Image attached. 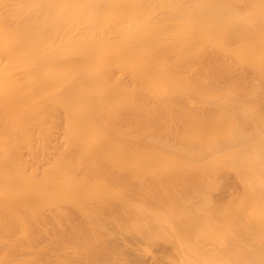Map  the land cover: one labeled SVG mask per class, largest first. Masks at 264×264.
<instances>
[{
    "label": "rangeland",
    "instance_id": "1",
    "mask_svg": "<svg viewBox=\"0 0 264 264\" xmlns=\"http://www.w3.org/2000/svg\"><path fill=\"white\" fill-rule=\"evenodd\" d=\"M53 2L54 0L50 2V6L48 3L47 7L52 8L56 0ZM97 4V39L102 44L99 52L107 54L109 59L103 63L94 62L90 66L91 70H94L92 66L96 68L92 77H96L98 81L91 82L88 88L84 83L88 76L75 72L76 81L70 75L74 78L73 81L78 82L77 85L80 82L81 86L85 84L83 89L87 88L89 100L85 96L84 102H77L53 90L48 92V86L43 90L42 85H46L41 82V88L35 96V103L40 98L41 105L35 104L37 107L33 110L30 108L33 100L26 99L30 110V115H27L30 117L21 114L24 118L20 113L17 114L16 107L19 104L16 101L20 97L16 96L18 91L15 93L17 88L14 82L17 79V65L25 66L22 63L26 62L20 63V60L12 58L13 54L21 50V46L17 47L15 42L17 28L11 23L9 16L5 20L2 18L4 8H0V181L10 175V180L6 179L13 190L18 189L25 181L19 176L25 178L31 171L27 169L29 157L25 155V148L33 146L28 127L35 126V175H32L33 172L31 175L35 176L36 197L35 203L22 208L35 212L33 233L36 235H31L32 238L35 237V244L29 243L30 247L33 244L31 249L26 246L29 239H32L24 231L30 220L27 222L29 224L25 223L27 212L23 219L24 214H20L23 211H20L22 219L18 218L19 222H16L20 224L24 221L26 225L25 227L22 223V242L19 239L22 227L19 229L14 225H0V247L5 244L10 247L14 243L18 244L17 241L21 242L19 247L14 245L18 248L17 252H12L15 247H10L12 251L8 247L9 250L0 249V264H245L249 261L251 263V260L255 262L253 264H257L262 255L258 257L257 254L255 258L258 259L253 256L250 258L249 255L256 254V249L253 250L255 247H258L257 253L264 250V246L261 247L264 243V223L261 222V213L258 214L264 206V0H100L99 6ZM180 25L187 31L192 26L195 27L194 31L200 29L193 33L188 31L191 37L186 35L188 32ZM176 26L180 28L179 32L181 28L183 32H176ZM142 29L150 32L159 30L163 35L161 38H166L167 42L160 38L146 39L147 31L144 30V35ZM121 32H133L134 36L137 33L135 37L140 36L138 40H141L142 46L144 42L149 44L142 47L139 45L140 41L133 43L139 53L137 50L132 53L135 51L139 55L142 52V55L138 57L136 54L137 57L134 58L127 50L124 51V48L131 46L129 42L116 38L115 34ZM72 33L79 39H89L82 26ZM183 33L189 38H185ZM167 34L170 36H166ZM192 40H197V43ZM187 41L192 42V45L188 46L190 44ZM194 43L197 44L195 46L198 51L195 50L196 47L193 48ZM159 44L168 45L164 54H161L164 47L161 46L160 49ZM52 45L57 47L60 43L53 40ZM169 46L172 48H167ZM175 46H180L179 49L182 47L181 51L173 49ZM155 47H159L157 51ZM119 49L123 51L122 57H117L114 53ZM178 50L181 54L177 53ZM153 51L164 58H158ZM147 52L155 55L153 63L156 65L153 66L159 67L162 64L164 70L159 68V72H153L152 76L150 69H155L151 54V58L147 54L151 59L149 62L145 60L148 63H141L146 68H139L138 60L147 59ZM183 53L190 57L182 55ZM180 55L187 57L186 59L189 57L195 64L189 60L186 62L182 56L177 59ZM202 55L204 57L201 61L209 55L207 62L211 66H205L206 70L200 69L198 76L201 80L206 77L205 81H209V75L203 77L202 74L210 73L212 66V69H216L215 64L220 66L216 72L213 70L214 75L219 71L221 74L213 75L212 82L218 78L216 82L219 83L221 75H225H222L221 78H225L220 80L218 86H211L213 89L201 87L200 90L201 84L197 83L200 79L190 81L194 76L190 75V69L208 65H201L202 62L197 61ZM132 64H135L134 67L138 65V69L132 70ZM166 70V76L170 75L171 80L168 84L166 81L169 77L162 80L161 76ZM178 74L182 76L181 79ZM10 75L12 80L9 79ZM54 75L52 73L47 78L54 79ZM64 75L68 76L67 73L61 76ZM151 76L155 82H162L159 83L162 89L158 83L151 84ZM36 79L41 80L39 74H36L35 85ZM174 81L180 84L179 89H175L178 86ZM24 88L19 92L25 94ZM5 92L10 94H7L8 99ZM13 96L16 98H11ZM9 99L11 100L8 102ZM91 102L96 107L91 106L94 105ZM83 103L87 105L84 106ZM85 107L88 112L93 109L97 115H93L92 111L91 115L89 113V116L85 114L81 117ZM80 117L89 121L90 118L87 117L94 120L96 117L92 122L94 131L87 134L84 126L88 121L83 124L85 120ZM30 118L35 120V124ZM26 119H30L33 126ZM22 126L27 128L26 133ZM74 133L84 134L86 139L95 136L96 141L101 142L107 138L110 143L106 144L110 146L104 147L105 143H100V149L84 152V148L79 147L78 151ZM53 142L55 143L52 144ZM69 146H75L74 153ZM20 156L23 158H19ZM18 158L23 163H17ZM18 164H23V167H18ZM40 164L43 166L38 167ZM259 167L263 171H257ZM23 169L25 170L22 171ZM13 172L16 177L12 175ZM23 184L27 186V183ZM260 196L262 199L258 202ZM255 197H259V207L254 204L256 200L246 204V201ZM4 201L1 200L0 212L2 206L8 210H3L0 218L6 219L8 215L16 217V208L21 201ZM8 201L10 206L6 205ZM255 206L259 210H255ZM19 214L17 217H20ZM257 221L262 223L261 226ZM254 222L255 225L259 224L258 228L261 230L255 228ZM251 225L254 228H250ZM244 226H249L251 231ZM30 228L32 227L29 226L28 229ZM257 232L256 238L253 234ZM247 233H252L254 241L256 238L261 242L254 243L251 238L249 240L250 234L247 237ZM22 252L29 253L25 263L21 261ZM33 252L35 255L30 254ZM8 253L11 255H8L9 260ZM263 258L264 254L259 264H264Z\"/></svg>",
    "mask_w": 264,
    "mask_h": 264
},
{
    "label": "bare ground",
    "instance_id": "2",
    "mask_svg": "<svg viewBox=\"0 0 264 264\" xmlns=\"http://www.w3.org/2000/svg\"><path fill=\"white\" fill-rule=\"evenodd\" d=\"M52 0H0V8H4L3 10H4V12H3V19L5 20L6 18H7V16H9V19H11L12 20V22L11 23H13L14 24V26H15V28H17L16 30H17V38L15 39V42H16V44L18 45H16L17 47H19V46H21V50L19 51L18 50V52L17 53H15V54H13V57L12 58H14L15 60H20L21 62L20 63H22V61H24V62H26V64H24V63H22L23 65H25V66H19V64H18V62L16 61V63L18 64L17 65V68L18 69H16L15 70V74H16V76H17V79H15V82H14V80H13V82H14V84H15V86H16V88H17V90H15L16 88H14V90H15V93H16V91H18V94H16V96L18 95L19 97H20V99H17L18 101H16V103H18L19 104V107H16V108H18V112H17V114H19L20 116H21V114H23V115H27L28 113H29V106H28V104H29V102L27 103V101H26V99L27 100H33L32 101V103L30 104L32 107H30V108H33V110H35V104H37V106L38 105H41V99L39 98V101H37L36 103H35V96H36V94L38 95V93H37V91H39L40 89L39 88H41V82H44L45 83V85L46 86H44V85H42V89L44 90V88H47V86H48V89H46L48 92L50 91V92H52V90L54 91V92H56V93H61L63 96L65 95V97H69V98H71V99H75V101H77L78 102V100L79 101H81V100H83V102L85 101L84 99L85 98H87V88H88V86L90 85V83L91 82H93L94 80H96V81H98V79L96 78V77H92L93 75H95L94 73H92V72H94V70H96V68L94 67V66H92L93 68H94V70H91L92 68L90 67L94 62H96V64L97 63H103V62H105V60L107 61L109 58H107V54H105V53H101V52H99L100 51V49H101V46H102V44L98 41V39H97V36L99 35V31H97L98 29H97V26H96V24H98L97 23V13L98 12H96L97 11V6H96V4L98 3L99 4V2H100V0H56V2H55V0H54V7L52 6V8H50V7H47L48 5V3H49V6H50V2H51ZM97 4V5H98ZM52 5V4H51ZM99 6V5H98ZM98 10H100L99 8H98ZM2 16V15H1ZM127 23H129V21L127 22ZM133 22H131V24H132ZM199 23V22H198ZM115 24H116V22H115ZM130 24V23H129ZM134 24V23H133ZM132 24V25H133ZM182 24V23H181ZM185 25H188V24H185ZM198 25H200L201 26V24H198ZM83 27V29H84V34L86 35V38L87 37H89V39H84V40H82V39H79V38H77V37H75V35L72 33V32H77L79 29H80V27ZM153 26H155V25H153ZM158 26V25H157ZM162 26H164V25H162ZM183 29H184V26L183 25H180ZM192 26V25H191ZM193 26H194V24H193ZM193 26H192V28L190 29V30H192V31H190L189 30V28H188V31L189 32H195V31H199V29L198 30H195L194 31V28H193ZM200 26H198V27H200ZM146 27V26H145ZM175 27V26H174ZM177 27V26H176ZM198 27H196V28H198ZM202 27H203V25H202ZM138 28V27H137ZM140 28H141V26H140ZM142 28H143V26H142ZM172 28V27H171ZM182 28H181V32H183V30H182ZM133 29V28H132ZM148 29V28H147ZM147 29H144V30H146L147 31ZM165 29V28H164ZM177 30H176V32L178 31V29H180L179 27H177L176 28ZM187 29V28H186ZM202 29V28H201ZM143 30V29H142ZM144 30L143 31H141V32H143L144 33ZM149 30H150V28H149ZM161 30H162V28H161ZM173 30V29H172ZM175 30V29H174ZM140 31V30H139ZM162 31H164V30H162ZM162 31H160V32H162ZM184 31L185 32H188L187 30H185L184 29ZM134 32V31H133ZM133 32H121L120 34H118V33H116L115 34V36H116V38L118 39V40H124V42L125 41H127V43L129 42L130 43V46H131V48L129 47H127V48H124V51H128V53H130V54H132V56H134V58H136L137 56H135L136 54L138 55V48L137 49H135L134 48V46H136V44L134 45L133 43L135 42V43H139V41H140V43H139V45L141 44V40H138V38L140 37V36H138V38L137 37H135L136 35H137V33L135 34V36H134V34H133ZM148 32H149V34H148ZM179 32V31H178ZM181 32H179V33H181ZM183 33L182 35H184L185 36V34L186 35H190L191 37H192V35H191V33ZM142 33V34H143ZM172 33H174V32H172ZM139 35H140V33H138ZM165 34V33H164ZM169 34V33H168ZM166 35V36H170V35ZM144 35H145V33H144ZM147 36V38L146 39H148V38H157L158 40H159V38L160 39H162L163 41H165L166 40V38L165 39H163V38H161V36H163L161 33H159V30H158V32H157V30H155V31H152V32H150V31H147V34H146ZM180 35V36H179ZM179 35H177V36H179V37H181L182 38V36H181V34H179ZM142 36V35H141ZM165 36V35H164ZM196 36V35H195ZM194 36V37H195ZM142 37H144V36H142ZM174 37H175V35H174ZM174 37L173 38H171L172 40L174 39ZM189 38V36H185V38ZM190 37V38H191ZM197 37V36H196ZM176 38V37H175ZM143 40H144V38H142ZM169 39V38H168ZM193 39V38H192ZM194 39H196V38H194ZM193 39V40H194ZM53 40H55L56 42H58V43H60V46H57V47H54L53 45H52V43H53ZM142 40V41H143ZM149 40V39H148ZM171 40V42H173ZM179 39L177 38V41H178ZM189 40V39H188ZM192 40V41H193ZM177 41H174V42H177ZM189 41H191V40H189ZM195 41H197V40H195ZM195 41H193V42H195ZM151 42V41H150ZM149 42V43H150ZM165 42H167V41H165ZM164 42V43H165ZM181 42V41H180ZM188 42V41H187ZM143 43V42H142ZM147 43V42H146ZM161 43V42H160ZM169 43H170V41H169ZM189 43V42H188ZM192 43V42H191ZM191 43H189L190 45H188L187 43H185V45L187 44L188 46H191L192 44ZM195 43H197V42H195ZM194 43V46H193V48H195L196 46H197V44H195ZM125 44V43H124ZM148 44V43H147ZM147 44H145V42L143 43V46H147ZM154 44V43H153ZM152 44V45H153ZM163 44V43H162ZM180 44V43H179ZM183 44H184V42H183ZM44 45H46L44 48H41L42 46H44ZM138 45V44H137ZM138 45V46H139ZM149 45V44H148ZM154 45H156V44H154ZM160 46V49H162L161 48V44H159ZM165 45V44H164ZM180 45H182V44H180ZM196 45V46H195ZM128 46H129V44H128ZM137 46V47H138ZM141 46H142V44H141ZM142 46V47H143ZM166 46H168L167 44H166ZM166 46H162V47H164L162 50L164 51V49L166 48ZM184 46V45H183ZM158 47V48H159ZM180 47V46H179ZM179 47L178 46H175V48L173 47V49H179ZM186 47V46H185ZM121 50H123V48L120 46L119 47ZM140 48V47H139ZM156 48V47H155ZM154 48V49H155ZM158 48H156V51H157V49ZM167 48H172V47H167ZM182 48V47H181ZM180 48V49H181ZM184 48V47H183ZM20 49V48H19ZM117 49V48H116ZM120 49L118 50V51H116V52H114L115 53V55L117 56V57H122L121 55H122V52L120 51ZM144 48H142V50H143ZM151 49L153 50V48L151 47ZM179 49V50H180ZM189 49V48H188ZM17 50V49H16ZM133 50H137V52L138 53H135V51L133 52L134 53V55H133V53H132V51ZM148 50L150 51V49H149V47H148ZM177 51V53L179 52L180 53V51ZM194 50V49H193ZM196 51H198V48L196 47V49H195ZM194 50V51H195ZM145 51L146 50H144L143 52L145 53ZM156 51H153L155 54H156ZM159 51V50H158ZM175 51V50H174ZM184 51H186V48L184 49ZM190 51V50H189ZM192 51V50H191ZM112 52V51H111ZM112 52V53H113ZM152 52V51H151ZM188 52V51H187ZM186 52V53H187ZM141 54H139V55H142V52H140ZM143 53V54H144ZM154 53L153 54H151L150 52L148 53H146V56H147V54L149 55V54H151V56H152V58L150 57V55H149V58H151L152 59V66H153V64L154 65H156L155 63H153L154 61H153V57H155V55H154ZM165 53V51L164 52H162L161 54H164ZM185 53V52H184ZM184 53L182 54V55H184ZM190 53V52H189ZM161 54H159L158 55V53L156 54V55H158L157 57L158 58H160V59H163L164 57H162V55ZM181 54V53H180ZM194 54V52H192V55ZM15 55V56H14ZM139 55H138V57H139ZM154 55V56H153ZM161 55V56H160ZM177 55H179V54H177ZM182 55H180V56H178L177 57V59H179V58H181V56ZM188 55V54H187ZM186 54L184 55V56H187ZM7 56V58H8V55H6ZM127 56H129V54L127 55ZM131 56V57H132ZM144 56V55H143ZM143 56L141 57V58H143ZM146 56H144V57H146ZM184 56H182V58L184 57ZM189 57H190V55H188ZM195 56H196V54H195ZM206 56V55H205ZM209 56V55H208ZM208 56H206V59L204 58V61H201L200 59H202L203 60V55L201 56V58L199 57V59H197V61H199L200 60V62H202V64L201 65H203L204 63H208L207 62V59L209 58ZM130 57V58H131ZM189 57H188V59H186V58H183V60H187L186 62H188V60H189ZM149 58H148V56H147V59H144V61H139L138 60V62H140L138 65H140V67L139 68H141V66L144 68H146V66H143L141 63L143 62V63H145L146 64V62L149 60ZM192 58H194V56L192 57ZM198 58V57H197ZM210 58H211V56H210ZM9 59H10V57H9ZM140 59V58H139ZM150 59V60H151ZM176 59V58H175ZM124 60H125V58H124ZM127 60H130L129 58L127 59ZM145 60H147V61H145ZM149 60V61H150ZM191 60V59H190ZM189 60V62H191L192 64H195V63H193L192 61H190ZM193 61H196V60H194V59H192ZM212 61H213V58L211 59ZM210 60V63H212V61ZM7 61H8V59H7ZM134 62H135V60H133ZM148 61V62H149ZM196 61V62H197ZM11 62V61H10ZM12 62H13V60H12ZM42 62V63H41ZM129 62V61H128ZM137 62V63H138ZM147 62V63H148ZM179 62V61H178ZM41 63V64H40ZM131 63H133V62H131ZM136 63V62H135ZM183 63V62H182ZM198 63V62H197ZM196 63V64H197ZM21 64V65H22ZM95 64V65H96ZM144 64V65H145ZM158 64V63H157ZM161 63H159V65H160ZM38 65H41L40 66V68H38ZM133 65H135V64H132V66ZM158 65V66H159ZM197 65H199V64H197ZM213 65H214V63H213ZM19 66V67H18ZM98 66V65H97ZM96 66V67H97ZM129 66H131V65H129ZM137 66L136 67H134L133 66V68H132V70H134L135 68H137ZM152 66L150 67V68H152ZM161 66V67H160ZM159 67H157V66H153L154 67V69L156 70H154V71H152L153 70V68L152 69H150L151 71V73H152V76L154 75L153 74V72H159V68H161V69H163L164 70V68H162L163 66H162V64L160 65ZM204 67H201V66H198L197 67V69H194V67L192 68V69H190L189 71H190V75L191 76H193V79H192V77L190 78V81L191 80H194V78L195 79H200V77L198 76V75H200V73L201 72H199V71H201L202 69L203 70H206L208 67L207 66H211L209 63H208V65L207 64H205V65H203ZM207 68H206V67ZM215 66L217 67H215L216 69H219V67L218 66H220V65H218L217 66V64H215ZM89 67V68H88ZM201 67V68H200ZM118 68H122L121 66H118ZM158 68V69H157ZM212 68H214V66H212L211 67V69L210 70H215V72L217 71L216 69H212ZM54 69V70H53ZM138 69V68H137ZM142 69V68H141ZM199 69V70H198ZM201 69V70H200ZM122 70H123V68H122ZM163 70H162V73H164L163 72ZM97 71V70H96ZM119 71H121V70H119ZM119 71H117V72H119ZM141 71V70H140ZM143 73H145V70L143 69ZM212 71L209 73L208 72V74H202V76L204 77V76H207V75H209V81L207 82V81H205L207 78L206 77H204L205 78V80H199V82H197V80H195L197 83H199V85L201 84V86L199 87L200 88V90H201V87L203 88H211V89H213V88H215V86H218V84L220 83V80H222V79H224L225 77H223V78H221L222 77V75H221V77H220V80H219V83H217L216 81H217V79H215L216 81L215 82H212L213 80H211L212 79V77H213V75H214V71H213V74H212ZM219 71V70H218ZM79 73V74H81L82 76H88V78L84 81V83L85 84H87V88L86 89H83V87H85V84H84V86H81L80 84H82V82H80V84H78L77 85V83L78 82H76L77 80H76V76H74V73ZM115 72V71H114ZM149 72V73H150ZM202 72H204V71H202ZM220 72V71H219ZM219 72H217V75L218 74H221V73H219ZM53 73V75H54V79H50V78H47V76H49V75H51ZM67 73V75L69 76V77H71V78H69L68 76H61V75H63V74H66ZM141 73H142V71H141ZM151 73H150V75H151ZM167 73V70L165 71V76L164 75H162L161 73H157V74H161V76L163 77V79L162 80H165V78L166 77H169L168 78V81H166V83L167 82H169V81H171V80H169L170 79V75L169 76H166V75H168V74H166ZM36 74H39L40 75V77H41V80L40 81H38L37 79H36V85H35V77H36ZM97 74V73H96ZM181 74V73H180ZM211 74V75H210ZM216 74V73H215ZM70 75H73L74 76V78H75V80L76 81H73V77L72 76H70ZM77 75V74H76ZM217 75H214V76H217ZM13 76H14V74H13ZM79 76V75H78ZM152 76H151V78L150 79H152V80H150L151 81V84H159V83H162V82H155L154 80H153V78H152ZM177 76H179V74L177 75ZM210 76H211V78H210ZM223 76H225V75H223ZM156 77H160V76H156ZM180 77V79H181V77L182 76H179ZM179 77H178V80L180 81V79H179ZM219 77V76H218ZM65 78V79H64ZM73 78V79H72ZM98 78H100L99 76H98ZM155 78V77H154ZM9 79H11L12 80V78H11V75H10V77H9ZM157 79H159V78H156V80ZM183 79L185 80V77L183 76ZM100 80V79H99ZM160 80V79H159ZM158 80V81H159ZM161 80V81H162ZM167 80V79H166ZM183 80V81H184ZM211 80V81H210ZM7 81V80H6ZM9 82H10V80H8ZM81 81H83V80H81ZM90 81V82H89ZM175 81H176V78H175ZM175 81H174V83H175ZM189 81V80H188ZM190 81H189V83H190ZM8 82V83H9ZM12 82V81H11ZM154 82V83H153ZM187 82V81H186ZM195 82V83H196ZM5 83H7V82H5ZM5 83H4V85H5ZM7 83V84H8ZM169 83H171V82H169ZM6 84V85H7ZM150 84V85H151ZM155 84V85H156ZM157 84V85H158ZM165 84V83H164ZM168 84V83H167ZM175 84H177V83H175ZM187 84V83H186ZM191 84V83H190ZM193 85H194V81H193V83H192ZM8 85H10V84H8ZM79 85L81 86V88L79 87ZM160 85V84H159ZM163 85V84H162ZM170 85V84H169ZM172 85H174V84H172ZM180 85V84H179ZM179 85L177 84L176 86H178L177 88H175V89H179ZM189 85V84H188ZM187 85V86H188ZM193 85H191L193 88H194V86ZM23 86V87H22ZM44 86V87H43ZM165 86H166V84H165ZM213 88H212V87ZM8 87V86H7ZM9 87H11V86H9ZM25 87V88H24ZM160 87H161V85H160ZM164 87V86H163ZM180 87H182V86H180ZM12 88V87H11ZM23 88H24V90H26V92H25V94H23V93H21V92H19V90H23ZM76 88L79 90H76ZM195 88H197V87H195ZM203 88V89H204ZM5 89H6V87H5ZM8 89V88H7ZM81 89V90H80ZM161 89H162V87H161ZM164 89H165V87H164ZM189 89V88H188ZM210 89V90H211ZM82 90H84V91H86V92H82ZM7 91H10V89L9 90H7ZM36 92V93H35ZM5 94H6V92H5ZM7 94H9L8 92H7ZM6 94V95H7ZM43 94H45V92L43 93ZM49 94H52V93H49ZM5 95V96H6ZM10 95V94H9ZM13 95V94H12ZM62 95H60V96H62ZM16 96H13V97H11V98H16ZM53 96V95H52ZM86 96V97H85ZM127 96V95H126ZM18 97V98H19ZM32 97V98H31ZM43 97V96H42ZM74 97V98H73ZM85 97V98H84ZM7 99H8V95H7V97H6ZM5 98V99H6ZM31 98V99H30ZM34 98V99H33ZM46 98H48V97H45V99ZM54 98V97H53ZM59 98V97H58ZM57 98V99H58ZM62 98V97H61ZM89 98V97H88ZM87 98V99H88ZM126 98V97H125ZM131 98V97H130ZM25 100V101H23V100ZM68 98H66V100H67ZM86 99V101L87 102H89L88 100ZM90 99H91V96H90ZM160 99H161V97H160ZM11 99H9V100H7L8 102L10 101ZM42 100H44V99H42ZM126 100H127V98H126ZM126 100H125V102H126ZM70 102L72 101V100H69ZM75 101L73 102V103H75ZM171 101H174L173 99L171 100ZM70 102H68V103H70ZM82 102V101H81ZM80 102V103H81ZM15 103V102H14ZM14 103H13V106H14ZM97 103H99V102H97ZM10 104H12V102L10 103ZM77 104L78 103H76V106H77ZM82 104V103H81ZM84 104V103H83ZM90 104H94V102H91ZM87 105V103L86 104H84V106H86ZM36 106V107H37ZM75 106V105H74ZM78 106H79V104H78ZM77 106V107H78ZM83 106V105H82ZM81 106V107H82ZM89 106V105H88ZM91 106H95L96 107V104H94V105H91ZM27 109V110H25V108ZM73 108H75V107H73ZM79 109H80V106L78 107ZM77 108V109H78ZM85 108H86V110H85ZM85 108H81L82 109V111L83 112H81V113H83L82 115H81V117L84 115L85 116V114H87V116H89V113H90V115L92 114V111H93V109H92V111H91V109H90V111L88 112L87 111V107H85ZM69 110H70V108H69ZM75 110H76V108H75ZM74 111V110H73ZM73 111L72 112H70V113H73ZM77 111V113H80V111L79 110H76ZM208 111V110H207ZM34 112V111H33ZM176 112L178 113V110H176ZM32 113V112H31ZM29 115H30V113H29ZM29 115H27L28 117H30ZM34 115H35V113H34ZM33 114H32V116H34ZM67 115V114H66ZM69 115V114H68ZM93 115H97L96 114V112L95 111H93ZM184 115V114H183ZM26 116V117H27ZM31 116V117H32ZM72 116H75V115H72ZM76 116H78L77 114H76ZM21 117H23V116H21ZM25 117V118H26ZM80 117V118H81ZM24 118V117H23ZM22 118V119H23ZM35 118V117H34ZM65 118L67 119V117L65 116ZM75 118V117H74ZM73 118V119H74ZM87 118H90V121L89 120H85V119H83V118H81V120H85V122H83V124L84 123H86L87 121V124L84 126L85 128H84V130H85V132L88 134V133H90V132H92V131H94V128H93V124H92V122L93 121H95L96 120V117H95V120H94V118H91V117H87ZM86 118V119H87ZM31 119V118H30ZM29 119V120H30ZM76 120H77V118H75ZM74 119V120H75ZM29 120L27 121V119L25 120V121H27V122H29ZM32 121H33V119H31ZM30 120V121H31ZM31 121V126H33V122H34V124H35V120L32 122ZM21 123H22V121H21ZM30 123V122H29ZM28 123V124H29ZM83 124H81V125H83ZM23 127V126H22ZM23 131H24V133H26V131H27V128L25 129V127H23ZM80 133H82L80 130H78ZM77 131V132H78ZM28 134H29V136H30V138H31V141H32V144H33V146L32 145H30V144H27V145H30V146H27V148H25V155H26V157H29V166H27V167H29V168H27V169H30L31 171L29 172V174L28 175H25V178L23 177V176H19L18 174H17V177L19 176V178L21 179V180H23V179H25V183H27V186L25 187V185L23 184V183H21V182H19V184H20V187L18 188V187H16V188H18V189H15L14 188V186H13V188L15 189V190H13L12 189V187L11 186H9L10 185V183H9V180H10V175H9V177H7V176H5L6 178H8L9 180L7 181V179H6V182L7 183H9V184H6V182L5 181H3V179L1 178V181H0V185L2 184V186H0V204L2 203L1 202V200L2 201H4L2 198H5L6 200L4 201V202H6L8 199H9V201H10V199H15V201H21V202H19L20 203V205H19V203H18V205H17V207L19 208V207H21L22 205H23V207H21L20 209H18V208H16V212H18L17 213V215L19 214V212L20 211H23V213L22 212H20V214H24L23 216H24V218L23 219H25V215H26V212H27V215H26V219L27 220H24L25 221V223H27V222H29V220H30V224L29 223H27V224H29L28 225V227L30 226V227H32V228H30V229H28V227H27V229H25L24 231H25V234H26V236H29V234H30V237H31V235H33V236H35L36 234H35V232L33 233V230L35 231V228H33V226L35 227V212L34 211H32V210H29V209H27L26 210V208L24 209L25 210V212H24V210L22 209V208H24V206L26 205H28V204H33V203H35V176H32L34 173H35V141H34V138H35V126H33V127H28ZM87 136V135H86ZM74 138L76 139L75 140V142L77 141L78 143H75L77 146V149H79L78 151H80V148L79 147H81V148H84L83 149V151L84 150H89V151H91V150H94V149H97V148H99V145H104V143H105V145H104V147L107 145L108 147L110 146L109 144H106V143H110V142H108V141H110L109 139L107 140V138H106V140L105 139H102V140H104V141H96L97 140V138L94 136L93 138L91 137V138H88V139H86V137L84 136V134H79V133H77L76 135H75V133H74ZM29 139V138H28ZM95 139V141H93V140ZM55 142H53L52 144H54ZM100 143H102V144H100ZM58 144H60V143H58ZM106 146V147H107ZM115 146V145H114ZM70 147V146H69ZM73 147H75V146H73ZM71 148L72 150V153H74L73 152V150L74 149H76V148ZM101 147V146H100ZM103 146H102V148H104ZM101 148V149H102ZM114 148H116V146L114 147ZM68 149V151H70V149L69 148H67ZM100 149V148H99ZM98 149V150H99ZM105 149V148H104ZM104 149H102L103 151H104ZM77 151V152H78ZM82 151V152H83ZM84 152H86V151H84ZM22 156H23V154H21ZM19 158H23V157H19ZM17 159L16 161H19V162H17V163H23V161H22V159L20 160V159ZM263 161H264V159H262ZM20 161H22V162H20ZM14 163H16V162H14ZM13 163V164H14ZM16 163V164H17ZM37 164H39V163H37ZM36 164V165H37ZM21 165H23V164H21ZM20 164H18V167H23V166H21ZM42 164H40L38 167H40ZM43 166V165H42ZM262 166V165H261ZM264 166V165H263ZM263 166H262V168H263ZM17 167V166H16ZM15 167V168H16ZM25 168V167H24ZM259 168H261V167H259ZM259 168L257 169V171H263V169L261 170H259ZM1 169H3V166H1ZM17 169H19V168H17ZM22 169V168H21ZM8 170V169H7ZM25 169H23L22 171H24ZM1 171V170H0ZM2 171H4V169L2 170ZM16 172H15V174L17 173V170H15ZM19 171H20V169H19ZM256 171V172H257ZM21 172V171H20ZM33 172V173H32ZM22 173H24V172H22ZM31 173H32V175H31ZM11 174V173H10ZM14 174V172H13V174L12 175H14V177H16V175ZM26 174V173H25ZM35 175V174H34ZM2 176V175H1ZM32 176V177H31ZM11 177H13V176H11ZM31 177V178H30ZM4 179V180H5ZM256 179V178H255ZM255 179H253V180H255ZM252 180V181H253ZM260 180V179H259ZM258 181V180H257ZM1 182H4V184L3 183H1ZM254 182V181H253ZM259 182V181H258ZM257 182V183H258ZM261 182V181H260ZM18 183V182H17ZM255 183H256V180H255ZM13 185H15L14 183H12ZM19 184H17V186L19 185ZM28 185H29V188H28ZM256 185H258V184H256ZM16 186V185H15ZM8 187H11L10 189H12V190H10ZM32 190V191H31ZM31 191V192H30ZM259 198V197H258ZM258 198H256L255 197V199L254 198H251V199H249L248 201H246V204H250V201L251 200H256V203H254L256 206H257V204H258V207H259V203L258 202H260L261 201V196H260V199H259V201L257 202V199ZM9 201L6 203V205H8L9 204V206H10V203H9ZM10 202H12V200L10 201ZM22 202H23V204H22ZM249 202V203H248ZM264 201H262V203H263ZM251 203H252V201H251ZM2 205V204H1ZM1 205H0V208H1ZM5 205V206H6ZM264 205V204H263ZM8 206V207H9ZM255 206V208H257V209H255V210H259V209H261V204H260V208L258 209V207H256ZM263 209H261L262 211L261 212H259L258 211V214H260L261 213V218H263V220L261 221V222H263L264 223V206L262 207ZM4 210V212H6L5 210H8V208L6 209V207H5V209H3V206H2V209H1V212ZM32 213H31V212ZM0 212V213H1ZM3 212V213H4ZM29 212V213H28ZM34 212V213H33ZM257 212V211H256ZM50 213V212H49ZM52 213V212H51ZM50 213V214H51ZM2 214V213H1ZM20 214H19V216H20ZM31 214V215H30ZM56 214V213H55ZM250 214V213H249ZM249 214H248V216H249ZM17 215H16V217L15 216H10L9 217V215H8V217H6V219L4 218H0V225H3V224H6V226H11V225H14V226H16V228H17V226H18V228L20 229L21 227H22V229H21V231L22 232H19L20 234V237H19V239L21 240V235L23 234V229H24V221L23 220H21L22 218H21V216L20 217H17ZM57 215V214H56ZM1 216V215H0ZM44 216H45V214H44ZM42 217V216H41ZM246 217H247V215H246ZM260 217V216H259ZM258 217V218H259ZM18 218H21L20 219V221L24 224H22V223H20V224H17V222L16 221H18ZM47 218H49L48 216H47ZM3 219V220H2ZM17 219V220H16ZM249 219V218H248ZM47 220V219H46ZM51 220V219H50ZM261 220V219H260ZM259 220V221H260ZM39 221V220H38ZM19 222V221H18ZM42 222V221H41ZM50 222V221H49ZM258 222V221H257ZM16 225H15V224ZM38 223V222H37ZM259 223V222H258ZM256 223V225H257V227H256V225H255V222L253 223V225H255V228H258V225L259 226H261V224L262 223ZM21 224H22V226H21ZM42 225V224H41ZM263 226V228H264V224H262ZM13 226V227H14ZM252 226V225H251ZM25 227H26V225H25ZM54 227V226H53ZM248 228H246L245 226H244V228L245 229H250V228H254L253 226L252 227H250L249 228V226H247ZM38 228H40V227H38ZM37 228V229H38ZM45 228V227H44ZM18 229V231H20ZM259 230H261L260 228H258ZM258 229H256V230H258ZM32 230V231H31ZM39 230V229H38ZM50 230H52V229H50ZM255 230V229H254ZM255 230V231H256ZM30 231L32 232V234L30 233ZM246 232H250L251 231V229H250V231L248 230H245ZM10 232V231H9ZM242 232H244L243 230H242ZM262 232V231H261ZM260 232V233H261ZM22 233V234H21ZM36 233H37V230H36ZM40 235H42V233L40 232L39 233ZM49 234H50V232H49ZM246 234V233H245ZM244 234V235H245ZM250 234V237L248 238L249 240H250V238H251V241L253 240L254 241V239H253V237L254 236H252L251 237V234L252 233H247V237H248V235ZM263 234H264V229H263ZM262 234V235H263ZM253 235H255V237L257 238V236L256 235H258V232H257V234H253ZM25 236V237H26ZM24 237V238H25ZM23 238V239H24ZM28 239H29V237H27ZM32 238V237H31ZM255 238V240L256 241H258L257 243H259V242H261V240L259 241V239L257 240ZM258 238H260V236H258ZM263 238H264V236H263ZM18 239V240H19ZM26 239V238H25ZM35 237H33L31 240L29 239V241H31V242H29L28 240H26V242L28 241V245H26V246H29L30 244L29 243H33V244H35ZM261 239V238H260ZM263 240V239H262ZM25 241V240H24ZM23 241V244L25 243ZM32 241H34V242H32ZM251 241H249V242H251ZM256 241H254V243L256 242ZM18 242V244H21V242H22V240H21V242L20 241H17ZM253 243V242H252ZM18 244H16V243H14L13 244V246H10V247H12V248H14L15 246H17ZM26 244V243H25ZM33 244H31L32 246L31 247H33ZM261 244L262 243H260V245L259 246H261ZM15 245V246H14ZM5 246V247H4ZM4 246H1L0 247V249L2 250V249H5L6 248V250H9V249H11V251H12V248H10V247H8V244H7V246H6V244L4 245ZM25 246V245H24ZM264 246V243L262 244V246L261 247H263ZM2 247H4V248H2ZM7 247L9 248V249H7ZM18 247H19V245H18ZM31 247L29 246L28 248H30L31 249ZM264 248V247H263ZM262 248V249H263ZM18 249V248H17ZM16 249V247L13 249V253L14 252H17L18 250ZM20 249H21V247H20ZM35 249V248H34ZM254 249H256V254L254 253H252V254H250L251 252H254L253 250ZM259 249H261L260 247H259ZM5 250V251H6ZM14 250H16V251H14ZM253 250L249 253L250 255H249V257L250 256H253V258L254 259H258V258H255V256L257 255V254H259V255H257L258 257L259 256H261L262 255V257H263V254H264V250L263 251H258V253H257V250H258V247H255V248H253ZM28 251V250H27ZM33 251V250H32ZM8 252V251H7ZM36 252H38V251H36ZM5 253V252H4ZM39 253V252H38ZM37 253V254H38ZM12 254V253H11ZM22 254V258H21V256H20V258L22 259L21 261H22V263L25 261L26 262V260L25 259H27L26 257L29 255V253L27 252L26 254L25 253H21ZM28 254V255H27ZM31 255H35V253L33 252V253H30ZM248 254V253H247ZM8 255H9V253L7 254V259H8ZM15 255V254H14ZM13 255V256H14ZM26 255V256H25ZM9 256H11V255H9ZM18 258H19V256L18 255H16ZM39 256H41V254L39 255ZM15 257V256H14ZM13 257V258H14ZM23 257H25V258H23ZM248 257V256H247ZM247 257H244V258H247ZM261 257V258H262ZM250 258H252V257H250ZM250 258H247L248 260L250 259ZM260 258V259H261ZM6 259V258H5ZM34 259H35V256H34ZM33 259V260H34ZM242 259H243V255H242ZM246 259V260H247ZM260 259H259V262H256L257 264H259L260 263ZM9 260V259H8ZM14 260H16V259H14ZM6 261V260H5ZM29 261V260H28ZM36 261V260H35ZM34 261V262H35ZM244 261V260H243ZM252 262L251 263H249V264H253V263H255L253 260H251ZM262 261V260H261ZM263 261H264V258H263ZM9 262V261H8ZM24 262V263H25ZM242 262V261H241ZM246 262V261H245ZM12 263V262H11ZM244 263V262H243ZM242 263V264H243ZM247 262L245 263V264H248ZM17 264H19V263H17ZM262 264H263V262H262Z\"/></svg>",
    "mask_w": 264,
    "mask_h": 264
}]
</instances>
